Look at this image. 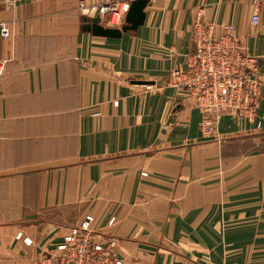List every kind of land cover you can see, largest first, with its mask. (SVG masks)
Wrapping results in <instances>:
<instances>
[{
    "label": "crops",
    "instance_id": "1",
    "mask_svg": "<svg viewBox=\"0 0 264 264\" xmlns=\"http://www.w3.org/2000/svg\"><path fill=\"white\" fill-rule=\"evenodd\" d=\"M100 1L0 0V264L85 216L121 264H264L240 249L264 245V153H235L264 135V0L256 25L252 0H155L120 38L81 30L79 2ZM197 19L232 25L263 80L254 120L221 115L209 136L166 85Z\"/></svg>",
    "mask_w": 264,
    "mask_h": 264
},
{
    "label": "built area",
    "instance_id": "2",
    "mask_svg": "<svg viewBox=\"0 0 264 264\" xmlns=\"http://www.w3.org/2000/svg\"><path fill=\"white\" fill-rule=\"evenodd\" d=\"M149 2L154 0H148ZM263 0H252L250 23L259 22ZM82 15L99 16L111 27H120L129 2L101 0L98 4H81ZM7 35L5 27L0 28ZM193 52L186 56L185 67L173 66L167 86L184 92L183 99L200 114V130L214 133L221 115L253 121L262 95L263 80L258 74L256 58L249 55L232 25L215 33L210 24L195 20L191 30ZM6 62L0 60V77ZM92 217L70 227L52 251L33 257L28 264H121L114 237L100 238L92 227Z\"/></svg>",
    "mask_w": 264,
    "mask_h": 264
},
{
    "label": "water",
    "instance_id": "3",
    "mask_svg": "<svg viewBox=\"0 0 264 264\" xmlns=\"http://www.w3.org/2000/svg\"><path fill=\"white\" fill-rule=\"evenodd\" d=\"M148 2V0H131L120 27L103 25L99 16L88 17L82 15L81 30L89 32L94 36L120 38L122 33L136 31L137 28L144 23L146 16L145 8ZM134 83L150 84L152 82L136 80Z\"/></svg>",
    "mask_w": 264,
    "mask_h": 264
},
{
    "label": "rangeland",
    "instance_id": "4",
    "mask_svg": "<svg viewBox=\"0 0 264 264\" xmlns=\"http://www.w3.org/2000/svg\"><path fill=\"white\" fill-rule=\"evenodd\" d=\"M151 2H155V0L154 1H151ZM81 4H85V2H79L78 6L76 8L77 9V12L79 14H82V10H83ZM102 24L105 25V26H109L108 23H107V21H106V19H103L102 20ZM2 26L5 27L6 30H7V32H8L7 27L4 26V25H1L0 28ZM109 27H111V26H109ZM191 30H192V27H191ZM200 120H201V118H200ZM199 128H200V122H199ZM202 133L204 135L209 136V135L214 134L215 132L214 133H204V132H202ZM241 142H242V144L241 145H238V147H239L238 152H235V153H240V155H242L241 156L242 158L243 157H245V158L249 157L250 155H252L251 153H258V154L264 153V135L251 136V137H249L247 139H244ZM235 150H237V148L236 149H232L230 151V153L233 152V151H235ZM215 173L218 174L217 168H216V172ZM219 233L222 235L223 232H217V234H219ZM245 233L247 235L250 234V232H245ZM262 233H264V232H262ZM240 249L242 250V252L244 251L245 254L247 253V255H249L250 252H254V253L255 252H258L257 254H259V257L264 258V245H262V246L259 245V246H256V247H244V248L241 247ZM121 262H122V258H121Z\"/></svg>",
    "mask_w": 264,
    "mask_h": 264
}]
</instances>
